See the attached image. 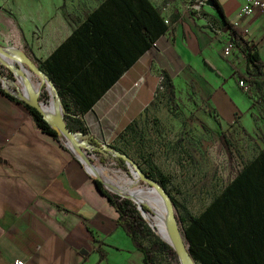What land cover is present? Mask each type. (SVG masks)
Segmentation results:
<instances>
[{"label": "crops", "instance_id": "0c3cea01", "mask_svg": "<svg viewBox=\"0 0 264 264\" xmlns=\"http://www.w3.org/2000/svg\"><path fill=\"white\" fill-rule=\"evenodd\" d=\"M11 1L9 7L22 4L25 14V49L18 30L14 37L19 42L0 47L24 54L45 76L41 81L27 70V91L35 95L38 88L39 94L43 84H51L58 100L81 114L97 140L107 144L141 117L158 73L171 82L173 99L181 90L186 100L196 99L223 125L249 136L264 131L256 102L237 85L242 76L262 79L246 75L250 66L242 43L264 63V14L240 15L244 0H214L216 6L210 2L197 11L186 0H146L168 23L144 51L142 30L132 25L124 5ZM101 4L102 14L92 26L87 17ZM1 5L2 0L0 24L10 27L12 14ZM138 7L135 14L140 1ZM233 22L240 39L223 57L227 25ZM30 82H36L34 93ZM53 97L52 91L49 102L57 111L50 116L57 118L60 109ZM116 219L114 208L73 155L40 133L21 106L0 93V264H145ZM230 238L241 262L264 263V222L234 230Z\"/></svg>", "mask_w": 264, "mask_h": 264}, {"label": "rangeland", "instance_id": "374dc122", "mask_svg": "<svg viewBox=\"0 0 264 264\" xmlns=\"http://www.w3.org/2000/svg\"><path fill=\"white\" fill-rule=\"evenodd\" d=\"M9 3L12 4V1L2 0L1 10L11 13L12 21L9 19L10 27L0 24V45L9 47L21 40L19 44H24L25 49V24L21 23L22 19H25V14H22V4L15 3L18 6L14 8L9 7ZM17 30L19 41L14 37ZM5 60L8 61L6 58ZM0 75L4 78L2 83L5 88L26 95L21 78L18 82L13 81L3 67L0 68ZM156 77L157 82L150 103L143 110L141 117L131 123L132 130L119 133L109 140L107 145L125 154L139 169L144 171L149 164L165 176L167 196L177 205L172 206L171 212L175 229L180 232L183 224H179L177 218L185 217V213L197 216L232 179L243 162L264 151V131H260L259 135L249 136L232 125H223L196 99L186 100L181 90H178L176 97L169 101L161 73ZM33 79L36 81L34 77ZM25 83L27 87V71ZM28 85L31 92H36V82H30ZM244 92L256 102L264 127V87L256 90L247 85ZM35 96H39L38 88ZM45 97L41 96L40 100H45ZM45 107L49 116L57 111V106L52 101L46 103ZM80 151L87 158L103 160L101 167L92 166L89 167L90 170L98 173L99 170L106 169L114 183L137 197L160 204L167 209L157 191L141 185L135 174L120 170L117 160L83 146ZM152 219L166 238L163 216L154 210ZM143 243L147 245V242ZM154 264L181 263L176 256L172 258L158 254L155 256Z\"/></svg>", "mask_w": 264, "mask_h": 264}, {"label": "trees", "instance_id": "16d2710c", "mask_svg": "<svg viewBox=\"0 0 264 264\" xmlns=\"http://www.w3.org/2000/svg\"><path fill=\"white\" fill-rule=\"evenodd\" d=\"M112 2L115 7L124 5L129 17H132V25L142 30L140 33L142 41V51L151 46L153 41L163 34L166 26L159 17L157 11L152 8L146 0H107ZM141 3L140 12L134 13L133 9H138V3ZM213 6H216L214 0H210ZM127 3L131 4V9ZM104 5L101 4L93 10L87 20L92 26L96 25V20L101 16ZM229 33L234 41H239L240 34L236 29L227 25ZM242 53L246 64L250 69L246 71L249 77L262 78L256 81H248L246 77H239V80L245 84H252L256 90L264 87V63H262L254 52L242 43ZM1 59V58H0ZM5 62L3 59H1ZM9 65L10 61H6ZM5 68L9 72V77L18 82L20 76H15L7 66L0 62V68ZM14 67H16L14 65ZM25 71L26 67L24 66ZM40 68V67H39ZM40 70V69H39ZM0 75V79H1ZM164 86L168 91L169 101L173 100L174 91L171 82L167 76L162 73ZM0 93L7 97L31 117L34 127L42 134L52 138L66 152L73 154L74 143L67 139L63 134L56 132L46 120L43 119L40 112L30 107L26 102L20 100L15 91L9 92L0 88ZM24 100L27 95L20 93ZM45 95V100H40ZM52 99V91L47 83L43 84L38 99L41 103H49ZM61 108V120L67 130L72 134H79V139L87 145L93 147L92 151L102 152L104 155L117 160L118 168L128 174H135L143 186H147L167 195V185L165 176L156 168L146 166V170L139 169L133 162H127V156L113 146H109L89 134V131L74 107L69 106L61 99L59 100ZM131 129V123L124 130ZM94 158H88L90 164L97 168L101 167L103 160L97 161ZM129 159V158H128ZM95 189L103 195L109 204L114 208L117 214V225H119L125 234L131 240L133 246L142 253L145 264H154L155 256L163 254L175 258L167 239L159 230L156 222L152 219L154 210L144 203L136 200L123 198L111 190L104 188L102 184L93 180ZM115 191V190H114ZM122 195V194H121ZM136 196V195H135ZM171 204L176 207V203L170 198ZM256 216L254 220L253 216ZM179 224H183L180 235L184 246L190 258L196 264H246L240 260L243 258L240 251L233 247L231 232L246 227L252 228L264 222V153L258 152L249 161L243 162L232 177V179L215 195L207 206L197 215L184 216L177 218ZM245 237V234H242ZM147 242V245L143 243ZM102 256V255H101ZM264 264V263H262Z\"/></svg>", "mask_w": 264, "mask_h": 264}, {"label": "water", "instance_id": "95a60500", "mask_svg": "<svg viewBox=\"0 0 264 264\" xmlns=\"http://www.w3.org/2000/svg\"><path fill=\"white\" fill-rule=\"evenodd\" d=\"M0 55H2L4 58H6L7 60L10 61V64L7 65L6 62H3L0 59L1 64H3L4 66H7L15 76H22L21 70L25 66L26 69L33 72L39 80L44 81V79H45L44 74L38 68H36L33 65V63L25 57L24 54L11 52L7 49L0 47ZM14 65L16 67H14ZM49 86L51 87V90L53 91V94H54L53 99H55V101L57 102V105L59 106V109H60V115L57 118H55L53 116H46L42 112L40 103L34 95H30L27 100H24L22 98V96L16 90H14V91L16 92V94L20 100L26 102L30 107H32L35 110H37L38 112H40L43 119L46 120L47 123L56 132L63 134L67 139H69L71 142L74 143L72 155L75 158V160L84 168L85 172L88 174V176L91 179L99 181L104 188L111 190L113 193H115V194H117L123 198L133 200L131 197L121 195L120 193L114 191L113 189H111V186L109 184L101 181L96 175L92 174L89 171L90 170L89 167H92V165L90 164V162H89L88 158L85 156V154L80 151V149L82 148V146L86 149L87 148L91 149V151L94 148L87 145L85 142H82L79 139V136H80L79 134L70 133L67 130V128L64 126V124L61 120V108H60V103H59L58 97H57L52 85L49 84ZM127 162H132V161L127 158ZM160 194H161V201L164 202L167 206V209H165L163 207V212H164L163 223H164V227H165L166 233H167V236H166L167 242L170 244L172 251L174 252L175 256L177 257V259L179 260V262L181 264H196L190 258L189 254H188V252L184 246V243L182 241L183 239H181L180 232H177L175 229L174 218H173V214L171 212V208L173 205L171 204L168 196L165 193L160 191Z\"/></svg>", "mask_w": 264, "mask_h": 264}, {"label": "built area", "instance_id": "2783aa9c", "mask_svg": "<svg viewBox=\"0 0 264 264\" xmlns=\"http://www.w3.org/2000/svg\"><path fill=\"white\" fill-rule=\"evenodd\" d=\"M188 3V8L194 11L199 10L200 6L202 5H207L209 4L211 1L210 0H186ZM253 12H260L262 14H264V0H244V4L242 5V7L240 8V15L242 16H250L251 14H253ZM167 21H164V24H167ZM232 28L236 29L237 27V23L233 22L230 25ZM216 31V30H215ZM229 32V30H228ZM235 43L236 41H234L229 33V38L227 39L226 43L223 46L222 49V56L223 57H227L230 55L231 51L235 48ZM154 45V44H153ZM246 47H248V49L251 50V52H253V47H251L250 45H245ZM4 78L1 77L0 79V88L6 91L11 92V90H9L8 88H5L3 86V82ZM237 85L239 88H241L242 91L246 90L247 85L242 82L241 80H239L237 82ZM13 264H22V262L20 261H15Z\"/></svg>", "mask_w": 264, "mask_h": 264}, {"label": "bare ground", "instance_id": "6f19581e", "mask_svg": "<svg viewBox=\"0 0 264 264\" xmlns=\"http://www.w3.org/2000/svg\"><path fill=\"white\" fill-rule=\"evenodd\" d=\"M21 71H22V76H20L21 77V83H22V85L24 86V88L26 90L27 97L29 98V96L30 95H33V94L30 93L29 91H27V87H26V83H25V68L23 67ZM35 97L38 99L37 96H35ZM39 103H40L42 112L46 116H49L47 114L45 104L44 103H41L40 101H39ZM89 171L92 174L96 175L101 181L109 184L111 186V189L115 190L116 192H118V193H120V194H122L124 196L131 197L132 199H134V200H136V201H138L140 203H144V204L148 205L153 210L159 212L163 216L164 212H163V206L162 205L149 202L147 200H144V199H142L140 197L135 196L131 192H128L125 188H123L119 184H116V183L113 182L114 179H112V176L109 174V172L106 169L99 170L98 173H95L93 170H89Z\"/></svg>", "mask_w": 264, "mask_h": 264}]
</instances>
